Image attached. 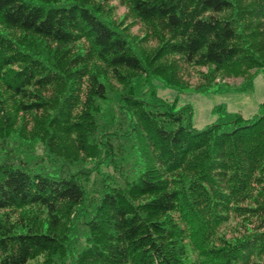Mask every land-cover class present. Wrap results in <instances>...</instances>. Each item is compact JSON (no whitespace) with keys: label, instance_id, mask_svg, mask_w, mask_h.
<instances>
[{"label":"trees","instance_id":"1","mask_svg":"<svg viewBox=\"0 0 264 264\" xmlns=\"http://www.w3.org/2000/svg\"><path fill=\"white\" fill-rule=\"evenodd\" d=\"M113 1L0 0V264H264V102L155 87L264 69V0Z\"/></svg>","mask_w":264,"mask_h":264},{"label":"rangeland","instance_id":"2","mask_svg":"<svg viewBox=\"0 0 264 264\" xmlns=\"http://www.w3.org/2000/svg\"><path fill=\"white\" fill-rule=\"evenodd\" d=\"M113 3L116 5L115 17L122 18L126 14V8L117 0ZM129 22L125 20V23ZM130 31L142 35L140 25L133 24L130 26ZM250 73L251 75L246 79L243 77L220 79L211 89L201 92L194 90V85L198 82L195 75L190 78L189 88L183 92L167 88L159 81H155V87L160 96L176 101L177 105L190 104L193 125L200 130L215 121L216 113L213 107L218 104H224L227 110L239 112L245 117H251L257 112L259 104L264 102V69L251 70ZM247 79L251 80V86L245 89L242 84ZM219 85L223 87L216 89Z\"/></svg>","mask_w":264,"mask_h":264}]
</instances>
